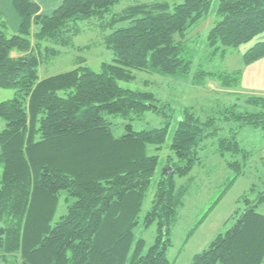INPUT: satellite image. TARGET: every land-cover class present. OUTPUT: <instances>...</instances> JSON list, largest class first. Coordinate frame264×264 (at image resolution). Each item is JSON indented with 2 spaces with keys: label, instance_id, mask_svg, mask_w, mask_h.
<instances>
[{
  "label": "trees",
  "instance_id": "16d2710c",
  "mask_svg": "<svg viewBox=\"0 0 264 264\" xmlns=\"http://www.w3.org/2000/svg\"><path fill=\"white\" fill-rule=\"evenodd\" d=\"M12 1L19 33L8 37L0 30V88L16 90L12 100L0 103V117L6 121L0 132V255L10 257L4 264H170L171 228L187 190L177 188L175 177L190 175L200 161L201 145L223 128L214 117L202 119L185 110L170 146L174 159H166L152 208L141 222L161 161L158 156L138 157L136 150L161 149L169 123L136 131L129 122L123 125L124 134L116 136L111 119L139 118L158 102L152 93L120 85L134 80V71L192 77L197 86L210 78H217L222 88L239 86L238 72L193 74V62L186 59L188 34L207 18L213 0H164L112 16V7L121 0H64L50 16L43 15L33 0ZM216 14L207 37L208 60L224 59L228 49H238L264 32V0H218ZM89 20L112 29L104 45L114 53V62L103 64L99 72L79 65L41 80V63L59 53L43 43L66 46L79 34L75 26ZM123 22L130 23L114 28ZM36 25L39 30L33 33ZM262 57L264 42L249 49L244 61ZM243 102L246 111H236L235 105L221 120L234 124L229 136L217 140L222 156L246 158L238 132L246 127L264 131V97L248 96ZM89 140L100 152H77L78 144ZM229 167L234 177L223 194L243 175L239 161H229ZM63 192L74 202L51 227L54 215L43 219L38 211L53 203L58 207ZM240 203L244 209L236 211L232 228L191 264H264V215L257 211L264 204V189L253 187ZM155 222L157 236L147 250L145 240L136 239L135 228Z\"/></svg>",
  "mask_w": 264,
  "mask_h": 264
},
{
  "label": "rangeland",
  "instance_id": "374dc122",
  "mask_svg": "<svg viewBox=\"0 0 264 264\" xmlns=\"http://www.w3.org/2000/svg\"><path fill=\"white\" fill-rule=\"evenodd\" d=\"M162 1L164 0H121L120 3L112 7L110 15L121 14L133 6ZM217 7L218 0H213L207 18L189 32L186 59L193 62V74L198 70L213 74L238 72L240 75L239 86L231 89L222 88L221 82L217 78H210L203 85L197 86L193 84L192 77H165L134 71L135 79L130 82H120V85L128 90L154 94L158 102L153 106L157 108L159 106L162 110L158 111V109L151 108L141 117H134L127 121H123L121 118L111 119L116 126V136L124 134L123 125L129 122L132 123L136 131L162 128L169 123L168 136L161 149L150 146L145 151L140 147L136 150L138 157H142L143 154L144 156H158L161 161L159 170L144 200L140 213L141 222L152 208L156 182L159 173L166 170V159L168 157L174 159L170 146L178 121L184 116L185 110L194 112L202 119L214 117L217 119V127L223 128L217 137H210L201 145V150L198 153L200 161L190 175L184 178L175 177L177 188L185 187L187 190L183 198L184 204L178 210L177 220L171 228V247L167 254L170 264H191L196 255L207 250L218 235L226 233L235 224L236 211L240 213L244 209V203L238 204V201L244 195L250 194L253 187L257 190L264 189V131L261 128L246 127L238 132L237 138L247 151L246 158H243V155L232 157L228 154L222 156L216 147L218 138L225 135L229 136V128H233L234 125L221 121L222 118L229 116L226 109H231L236 105V111L244 112L246 109L243 101L246 97H264V57L250 63L244 61V54L249 49L264 42V32L256 35L238 49H228L224 59L217 57L208 60L210 53L206 45L207 37L218 20ZM57 8L45 7L42 9V13L50 16ZM19 21L13 1L0 0V30H3L8 37L17 35L19 33ZM108 23L106 22L104 25ZM129 23H118L114 28L126 27ZM75 27L79 30V34L71 37L70 41L65 44L66 46L59 43H43L44 47L52 48L59 53L43 60L39 67L41 80L71 71L79 65L87 66L92 71L99 72L103 64L114 62V53L104 45V38L112 31L109 26L105 28L101 26L100 21L89 20L79 22ZM38 30V25L33 27V33L38 32ZM31 38L34 41L33 37ZM15 95V89L0 88V103L12 100ZM240 97L245 98L238 100ZM5 127L6 121L0 117V132ZM90 140L85 141V144H78L77 152L82 153L83 151L89 152V154L95 150L100 152L99 147L96 146L97 148H95ZM93 157L90 156V159ZM232 160L240 162L243 167V175L239 176L223 194L227 184L234 177V172L229 167V161ZM76 163L81 164V161ZM222 194L223 196L219 201ZM254 198L255 194L252 196V199ZM73 202L74 199L67 197L66 193L63 192L58 207L54 203L49 205L50 208L47 206L45 208L43 205V210L38 211L39 216H42L43 219L47 216L50 219L54 215L50 222L52 227L66 213L67 207ZM257 211L264 215V204ZM31 215L27 216L28 222ZM26 232H23V238H26ZM135 236L136 239L145 240L148 250L155 242L157 223L155 222L149 228H145L141 224L135 228ZM7 259L9 260L10 257L6 258L0 255V264H4Z\"/></svg>",
  "mask_w": 264,
  "mask_h": 264
},
{
  "label": "crops",
  "instance_id": "0c3cea01",
  "mask_svg": "<svg viewBox=\"0 0 264 264\" xmlns=\"http://www.w3.org/2000/svg\"><path fill=\"white\" fill-rule=\"evenodd\" d=\"M41 9H44L45 7H50L55 9V7H59L64 0H33ZM43 14V13H42ZM13 56H18L16 53L13 54Z\"/></svg>",
  "mask_w": 264,
  "mask_h": 264
},
{
  "label": "water",
  "instance_id": "95a60500",
  "mask_svg": "<svg viewBox=\"0 0 264 264\" xmlns=\"http://www.w3.org/2000/svg\"><path fill=\"white\" fill-rule=\"evenodd\" d=\"M149 107H150V108H154L155 110L158 109L157 107H155V106H153V105H151V104L149 105Z\"/></svg>",
  "mask_w": 264,
  "mask_h": 264
}]
</instances>
